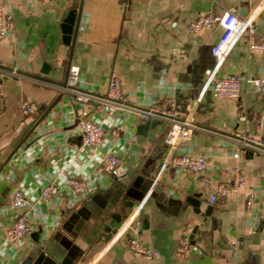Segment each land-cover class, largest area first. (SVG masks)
<instances>
[{
	"label": "crops",
	"instance_id": "1",
	"mask_svg": "<svg viewBox=\"0 0 264 264\" xmlns=\"http://www.w3.org/2000/svg\"><path fill=\"white\" fill-rule=\"evenodd\" d=\"M0 5L13 18L11 31L0 38V66L8 67L10 76L0 82V264H18L33 234L48 230L61 220L64 207L81 205L97 190L104 191L94 193L103 204L97 216L99 239L74 264H264V154L247 150L234 157L236 144L231 139L244 132L264 142V117L259 125L264 97L248 81L264 78V52L247 49L254 34L238 36L215 75L238 73L239 97L213 98L204 86V71L214 64L210 48L221 27L195 32L186 28L197 14L220 13L230 6L238 15L251 17L255 29L264 32V0H0ZM68 8L80 13L74 37L65 42L57 22ZM72 63L78 66L76 87L93 94L104 92L106 78L114 71L130 104L150 107L170 97L180 119L192 107L191 131L176 150L204 154L205 174L212 183L228 181L230 169L238 165L243 186L210 203L209 190L196 172L172 164L162 167L168 122L148 128L143 136L135 129L142 119L134 112L111 109L94 98L75 100L64 87ZM24 99L32 111L21 110ZM238 110L244 119L237 118ZM80 117L101 120V145L80 148ZM161 139L149 175L170 203L160 209L147 196L138 206L141 192L125 179L123 187L115 178L140 160L150 163L146 157ZM104 154L119 158L118 176L101 168ZM56 167L82 179L85 191L73 192L63 178L53 177ZM50 181L58 189L42 200L39 189ZM16 187L27 199L28 230L20 243L5 239L17 213L11 204ZM249 191L253 199L245 207ZM192 194L210 207L208 215L199 206L180 203V196ZM187 223L194 228V248L178 257L174 248ZM108 234V240L101 241ZM130 236L157 254L146 260L124 247L111 249L112 242Z\"/></svg>",
	"mask_w": 264,
	"mask_h": 264
},
{
	"label": "built area",
	"instance_id": "2",
	"mask_svg": "<svg viewBox=\"0 0 264 264\" xmlns=\"http://www.w3.org/2000/svg\"><path fill=\"white\" fill-rule=\"evenodd\" d=\"M213 25H219L221 27V33L210 48L211 54L214 57V64L204 71V86L209 87L213 98L236 100L240 93V75L238 73H230L224 76H216V67L234 41L242 33L255 35V38L248 41L247 49L249 51L264 52V32H258L255 29L251 17L238 15L236 10L230 6L220 13L207 11L197 14L187 22L186 28L191 32H195L201 27H210ZM12 27L13 18L11 13L3 5H0V38L11 31ZM12 73H14L13 70ZM77 77L78 66L73 63L69 64L64 87L73 95L75 100L85 101L89 98H94L100 103L108 104L111 109L134 112L142 120L158 118L168 122V127L163 135V140L166 143V151L163 156L162 167L172 164L176 167L196 172L204 187L209 190L208 201L210 203L214 202L217 198H222L229 193L237 191L243 186L245 181L244 174L238 165H234L230 169V179L228 181L212 183L211 179L205 174L207 158L204 154L191 155L176 150L179 140L191 131L189 119L192 107L180 119L177 116L174 102L170 97H165L158 104L150 107H140L130 104L126 102V97L121 89L120 78L114 71L108 74L105 90L101 95L93 94L76 87ZM248 81L251 83L253 90L264 97V78L254 76L249 78ZM20 108L25 113L32 111V107L25 99L20 101ZM81 114L84 115L85 112L81 111ZM236 115L238 119H244V114L241 110H238ZM263 117L264 100L262 102L259 125H262ZM77 128L79 131L80 148L96 147L102 144L103 130L101 120L96 121L86 117H80L77 122ZM231 139L236 144L235 151L233 152L234 157L242 155L247 150L264 154V142L256 137L244 132H237L231 136ZM100 165L103 171L112 177L118 176L121 172L120 160L114 154L102 155L100 157ZM53 177L63 178L73 192L83 193L86 189L85 182L82 179L69 177L62 167L53 169ZM57 189L58 187L54 182H47L40 187L39 197L42 200H47ZM252 199L253 191H249L245 198V207H249ZM142 202L143 200L139 201L138 206ZM26 203L27 199L22 190L18 187L14 188L11 193V204L17 209V213L11 219L5 231V239L8 242L20 243L24 240L28 230ZM190 230L191 225L189 223L182 227L174 248V253L178 257H184L189 249L194 248L188 238ZM117 243L132 253L144 257L146 260H150L157 254L156 249L144 245L132 236L121 238Z\"/></svg>",
	"mask_w": 264,
	"mask_h": 264
},
{
	"label": "water",
	"instance_id": "3",
	"mask_svg": "<svg viewBox=\"0 0 264 264\" xmlns=\"http://www.w3.org/2000/svg\"><path fill=\"white\" fill-rule=\"evenodd\" d=\"M79 13V9L75 12L74 8H68L60 15L57 22L58 32L65 42L67 38H72L75 35ZM7 70H9L8 67L0 66V82L10 77L6 72ZM162 121L158 118H147L137 123L135 129L138 133L146 136L148 128H153L156 124H161ZM160 142H163L162 139L156 143L146 157L150 163H143L140 160L134 167L115 179L119 180L123 187L129 181L128 185L130 187L141 192L142 198L140 201L149 196L160 209H163L166 208L167 203H170V197L164 194L160 186L154 185L155 177L149 175L153 160L159 157ZM163 144L166 147V144ZM103 192L97 190L94 193L103 195ZM94 193L87 196L81 205L77 207H64L61 210V220H56L48 230H39L33 234L28 249L20 258L18 264H74L77 262L89 245L97 243L99 239L100 231L97 230V216L103 204L95 198ZM179 200L180 203L201 207L204 215H208L210 212V207L203 206V203L197 199L195 194L182 195ZM79 208L86 211V213L82 214ZM193 232L194 228L191 229L188 235L190 243L193 242ZM109 236L108 234L107 238L101 241L108 240ZM111 249L113 251L122 250L117 242L112 243Z\"/></svg>",
	"mask_w": 264,
	"mask_h": 264
}]
</instances>
